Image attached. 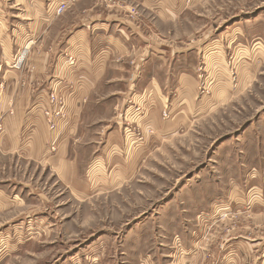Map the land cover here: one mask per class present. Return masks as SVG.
<instances>
[{"label":"rangeland","instance_id":"374dc122","mask_svg":"<svg viewBox=\"0 0 264 264\" xmlns=\"http://www.w3.org/2000/svg\"><path fill=\"white\" fill-rule=\"evenodd\" d=\"M77 1L55 9L38 49L116 15L138 53H166L107 63L73 118L64 165L40 158L38 137L30 155L0 150V264H264V0H194L174 20L143 0H89L70 14ZM0 12L1 77L26 59ZM179 72L189 78L176 85ZM58 121L47 126L53 155Z\"/></svg>","mask_w":264,"mask_h":264},{"label":"crops","instance_id":"0c3cea01","mask_svg":"<svg viewBox=\"0 0 264 264\" xmlns=\"http://www.w3.org/2000/svg\"><path fill=\"white\" fill-rule=\"evenodd\" d=\"M193 1L143 0V4L161 19L174 20ZM90 3L89 0H78L77 8L70 14ZM55 4L54 0H0L4 20L9 19L12 25L9 33L17 35L18 49L24 51L22 60L26 59L19 69L11 67L3 69L1 73L0 150L9 151L12 146L14 150L23 149L30 155L37 149L34 142L38 137L41 138L40 158L51 167H60L66 162L63 155L69 147V134L76 129L73 118L79 114L83 104L88 101L89 93L98 85L107 63L114 57L138 53L139 35L123 17L95 15L81 21L69 32L58 31L57 35L61 34L64 38L61 37L48 50L38 49L40 36L57 17ZM0 38L1 41L4 39ZM5 42L7 48V40ZM190 49H183L182 52H191ZM1 50L2 53L6 52L2 44ZM141 51L143 54L136 61L141 67L151 60L152 55L162 58L160 55L166 53L159 48H142L139 53ZM184 78H189V75L179 72L176 85H181ZM50 90L65 96L67 112L66 119L57 123V151L54 155L49 154L45 145L49 131L40 109L43 106L41 102L46 100ZM11 102L12 113L9 111ZM73 180L74 177L69 178V182ZM77 180L73 181L72 188L84 194L85 188Z\"/></svg>","mask_w":264,"mask_h":264},{"label":"built area","instance_id":"2783aa9c","mask_svg":"<svg viewBox=\"0 0 264 264\" xmlns=\"http://www.w3.org/2000/svg\"><path fill=\"white\" fill-rule=\"evenodd\" d=\"M73 0H54L56 13L59 14L63 12L72 2ZM57 5V8H56ZM49 101V108L43 109L42 115L47 122V126L50 130L56 129V122L64 117L63 108L64 105L61 101H63L62 97H59L55 94L54 91L48 93L47 95ZM165 116V114H164ZM52 149V147H50Z\"/></svg>","mask_w":264,"mask_h":264},{"label":"bare ground","instance_id":"6f19581e","mask_svg":"<svg viewBox=\"0 0 264 264\" xmlns=\"http://www.w3.org/2000/svg\"><path fill=\"white\" fill-rule=\"evenodd\" d=\"M22 52V51H21ZM24 56V51L18 56V62L22 61V57ZM19 67V66H18Z\"/></svg>","mask_w":264,"mask_h":264}]
</instances>
